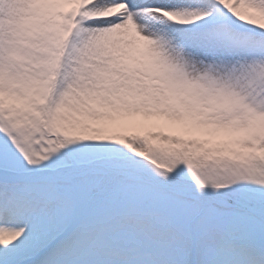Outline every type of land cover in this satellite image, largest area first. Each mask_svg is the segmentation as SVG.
I'll list each match as a JSON object with an SVG mask.
<instances>
[{
	"label": "snow or ice",
	"instance_id": "6c2138e0",
	"mask_svg": "<svg viewBox=\"0 0 264 264\" xmlns=\"http://www.w3.org/2000/svg\"><path fill=\"white\" fill-rule=\"evenodd\" d=\"M0 264H264V0H0Z\"/></svg>",
	"mask_w": 264,
	"mask_h": 264
}]
</instances>
